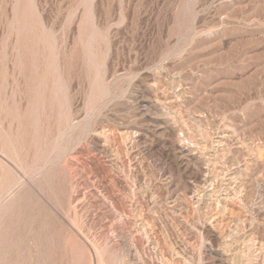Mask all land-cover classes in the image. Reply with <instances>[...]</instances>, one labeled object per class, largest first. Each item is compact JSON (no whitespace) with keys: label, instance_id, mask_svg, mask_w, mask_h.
<instances>
[{"label":"rangeland","instance_id":"obj_1","mask_svg":"<svg viewBox=\"0 0 264 264\" xmlns=\"http://www.w3.org/2000/svg\"><path fill=\"white\" fill-rule=\"evenodd\" d=\"M0 264H264V0H0Z\"/></svg>","mask_w":264,"mask_h":264},{"label":"bare ground","instance_id":"obj_2","mask_svg":"<svg viewBox=\"0 0 264 264\" xmlns=\"http://www.w3.org/2000/svg\"><path fill=\"white\" fill-rule=\"evenodd\" d=\"M157 108H158V107H157ZM163 110H164V109H163ZM158 112H159V111H158ZM165 119H166V118H165ZM168 122L170 123V121H168ZM179 122H180V121H179ZM175 125H176V124H175ZM164 126H165V125H164ZM165 129H166V128H165ZM202 133H203V134H206V133H204V132H202ZM202 133H201V134H202ZM207 133H208V132H207ZM136 135H137V134H136ZM206 135H207V134H206ZM210 135H211V134H209L208 138L210 137ZM203 137H204V136H203ZM205 138H206V137H204V139H205ZM182 140H183V139H182ZM206 140H207V139H206ZM209 140H210V138H209ZM210 141H211V140H210ZM207 142H208V141H207ZM207 142H206V143H207ZM181 143H182V142H181ZM184 143H185V142H184ZM210 143H211V142H210ZM219 143H220V141H219ZM219 143H218V144H219ZM222 143H223V142H222ZM182 144H183V143H182ZM212 144H213V143H212ZM187 145H188V143H187ZM205 145H206V144H205ZM205 145H204V146H205ZM181 146H182V145H181ZM202 146H203V144H202ZM199 147H200V145H199ZM171 148H172V147H171ZM194 148H195V147H194ZM192 149H193V148H192ZM192 149L190 148V150H192ZM196 149H197V148H196ZM222 149H223V148H222ZM177 150H178V149H177ZM184 150H185V149H184ZM196 151H197V150H196ZM203 151H204V150H203ZM182 152H183V151H182ZM198 152H199V151H198ZM178 155H179V154H178ZM182 155H183V154H182ZM187 155H188V154H187ZM179 156H180V155H179ZM198 156H199V155H198ZM203 156H204V155H203ZM193 157H194V156H193ZM214 157H215V156H214ZM181 158H182V157H180V159H181ZM195 159H196V158H195ZM204 159H205V158H204ZM182 161H183V160H182ZM185 161H186V160H185ZM194 161H195V160H194ZM194 161H193V162H194ZM184 163H185V162H184ZM200 163H201V162H200ZM200 163H199V164H200ZM196 164H197V163H196ZM202 168H203V167H202ZM242 187H243V186H242ZM233 191H234V190H233ZM197 200H198V199H197ZM226 201H227V200H226ZM219 202H220V201H219ZM214 203H215V202H214ZM216 203H217V202H216ZM229 204H230V202H229ZM229 204H227V205H229ZM220 205H221V204H220ZM223 206H224V203H223ZM223 206H222V207H223ZM230 206H231V205H230ZM225 207H226V206H225ZM225 209H227L228 212L230 211V209L228 210V206H227ZM224 213H225V212H224ZM224 213H223V214H224ZM125 215H126V214H125ZM212 222H213V221H212ZM219 225H221V223H220ZM216 226H217V225H216ZM216 226H215V227H216ZM215 227H214V228H215ZM220 227H221V226H220ZM228 228H229V227H228ZM218 229H219V228H218ZM219 230H220V229H219ZM224 232H225V231H224ZM207 233H208V232H207ZM213 233H214V232H213ZM215 233H216V232H215ZM211 234H212V233H211ZM218 234H219V233H218ZM212 235H213V234H212ZM215 235H216V234H215ZM216 236H217V235H216ZM214 237H215V236H214ZM216 238H217V237H216ZM208 240H209V239H208ZM213 240H214V238H213ZM214 242H215V241H214ZM227 251H228V250H227Z\"/></svg>","mask_w":264,"mask_h":264}]
</instances>
